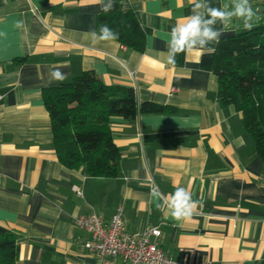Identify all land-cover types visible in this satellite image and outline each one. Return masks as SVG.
<instances>
[{
    "label": "crops",
    "instance_id": "obj_1",
    "mask_svg": "<svg viewBox=\"0 0 264 264\" xmlns=\"http://www.w3.org/2000/svg\"><path fill=\"white\" fill-rule=\"evenodd\" d=\"M114 2L135 11L143 51L117 40L90 43L101 12L93 0H0V223L17 236L14 264H101L75 219L93 213L108 222L119 206L128 232L160 230L158 245L175 264H264V161L242 114L217 97L213 54L166 60L169 32L190 13V0ZM250 3L252 21L264 18V0ZM241 25L234 19L217 27L224 36ZM54 68L68 74L62 82L93 70L107 85L132 87L138 106L167 107L110 118L115 177L88 175L57 157L43 98L44 88L61 83H49ZM178 186L200 202L179 222L149 196L154 187L168 194Z\"/></svg>",
    "mask_w": 264,
    "mask_h": 264
},
{
    "label": "trees",
    "instance_id": "obj_2",
    "mask_svg": "<svg viewBox=\"0 0 264 264\" xmlns=\"http://www.w3.org/2000/svg\"><path fill=\"white\" fill-rule=\"evenodd\" d=\"M220 38L212 56L217 77V97L242 114L246 131L264 161V18L251 21ZM109 25L121 44L144 49V31L135 11L114 2L111 11L100 12L96 29ZM51 118L53 146L68 168L84 166L91 176L115 177L119 171V148L110 131V118L132 120L138 112L156 113L166 106L137 103L132 87L107 85L93 70H84L71 80L43 89ZM17 236L0 223V264H14L18 257Z\"/></svg>",
    "mask_w": 264,
    "mask_h": 264
},
{
    "label": "clouds",
    "instance_id": "obj_3",
    "mask_svg": "<svg viewBox=\"0 0 264 264\" xmlns=\"http://www.w3.org/2000/svg\"><path fill=\"white\" fill-rule=\"evenodd\" d=\"M99 4L101 11L107 13L114 7V0H93ZM190 13L178 20L169 32L167 40L166 60L169 64H175L176 56L180 53L194 50H206L207 54H213L215 48L212 44H218L223 35L221 27L234 19L241 20L246 30L252 28V18L255 15L250 0H232L230 9L213 7L209 0H190ZM18 26L22 21L17 22ZM87 36L92 45L114 42L118 39V33L109 25L102 24L98 29L92 28ZM147 56L145 55V57ZM68 78V74L59 68L49 72V83L62 82ZM151 201L157 209H166L167 215L174 221L191 219L200 204L193 198V194L185 187H175L168 194L158 188H152L149 192Z\"/></svg>",
    "mask_w": 264,
    "mask_h": 264
},
{
    "label": "built area",
    "instance_id": "obj_4",
    "mask_svg": "<svg viewBox=\"0 0 264 264\" xmlns=\"http://www.w3.org/2000/svg\"><path fill=\"white\" fill-rule=\"evenodd\" d=\"M75 224L89 234L85 247L99 255L101 264H175L158 245L157 227L145 226L136 232L125 229L121 206L108 222L90 213L77 217ZM117 257L121 263L110 260Z\"/></svg>",
    "mask_w": 264,
    "mask_h": 264
}]
</instances>
